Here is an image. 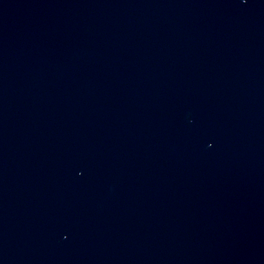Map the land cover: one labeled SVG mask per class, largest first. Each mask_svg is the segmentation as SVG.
I'll return each instance as SVG.
<instances>
[{
  "label": "water",
  "instance_id": "water-1",
  "mask_svg": "<svg viewBox=\"0 0 264 264\" xmlns=\"http://www.w3.org/2000/svg\"><path fill=\"white\" fill-rule=\"evenodd\" d=\"M0 264H264V0H0Z\"/></svg>",
  "mask_w": 264,
  "mask_h": 264
}]
</instances>
